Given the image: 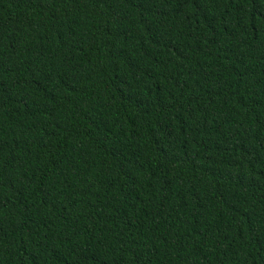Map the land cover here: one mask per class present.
<instances>
[{
    "label": "trees",
    "instance_id": "trees-1",
    "mask_svg": "<svg viewBox=\"0 0 264 264\" xmlns=\"http://www.w3.org/2000/svg\"><path fill=\"white\" fill-rule=\"evenodd\" d=\"M0 264H264V0H0Z\"/></svg>",
    "mask_w": 264,
    "mask_h": 264
}]
</instances>
